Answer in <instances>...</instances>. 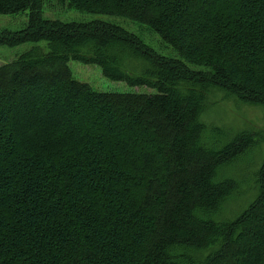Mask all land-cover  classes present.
I'll use <instances>...</instances> for the list:
<instances>
[{
	"label": "trees",
	"instance_id": "obj_1",
	"mask_svg": "<svg viewBox=\"0 0 264 264\" xmlns=\"http://www.w3.org/2000/svg\"><path fill=\"white\" fill-rule=\"evenodd\" d=\"M59 1L144 23L174 55L107 20L45 17ZM24 10L0 45L49 48L0 65V264H264V162L231 219L240 183L219 174L264 130L219 147L202 119L211 93L264 106V0H0ZM72 59L156 92L97 90Z\"/></svg>",
	"mask_w": 264,
	"mask_h": 264
},
{
	"label": "rangeland",
	"instance_id": "obj_2",
	"mask_svg": "<svg viewBox=\"0 0 264 264\" xmlns=\"http://www.w3.org/2000/svg\"><path fill=\"white\" fill-rule=\"evenodd\" d=\"M56 1V0H54ZM47 3L44 7V16L58 18L62 21H92L95 19L107 20L122 25L129 30L141 36L148 44L155 47L158 51L174 55L171 46L153 31L148 25L133 21L131 19L108 15L102 13H93L80 11L75 8H69L68 4H62L61 1ZM29 19V10H24L13 14H0V31L19 30L24 28ZM40 46L48 50V42L41 40L38 42L28 41L17 46L0 45V65L9 63L17 59L22 53L30 50L33 46ZM73 75L80 81L89 83L92 87L101 91H121V92H156L155 88L147 86H132L125 81H115L106 77L98 64H87L72 59L69 62ZM213 93L210 95L209 108L204 112L202 119L207 128L204 137L208 141H217L216 145L221 147L230 141L238 132L246 128L264 130V106L249 105L242 103L234 98H224L222 92H218L216 100ZM212 99L214 101H212ZM212 101V102H211ZM211 102V103H210ZM218 130L222 133L218 134ZM264 162V140L249 148L244 155H241L229 166L223 167L219 174L221 176H230L240 183V191L233 193L226 201L221 217L229 219L236 217L241 213L249 203L255 199L260 189L257 183L259 169ZM224 219V218H219ZM261 231L257 233L253 243H259L264 240ZM251 241V240H250ZM255 245L253 247L255 248Z\"/></svg>",
	"mask_w": 264,
	"mask_h": 264
}]
</instances>
